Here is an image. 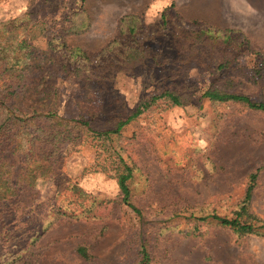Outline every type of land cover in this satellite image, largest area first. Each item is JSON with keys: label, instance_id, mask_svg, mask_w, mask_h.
Returning a JSON list of instances; mask_svg holds the SVG:
<instances>
[{"label": "rangeland", "instance_id": "374dc122", "mask_svg": "<svg viewBox=\"0 0 264 264\" xmlns=\"http://www.w3.org/2000/svg\"><path fill=\"white\" fill-rule=\"evenodd\" d=\"M24 16L46 24L35 45L61 60L74 49L99 57L133 17L145 45L167 52L134 71L71 64L54 82L63 118L94 113V128H110L167 89L184 104L157 100L109 142L134 170L140 216L122 203L115 171L99 166L109 152L70 147L62 191L42 178L31 204L0 216V264H142V246L145 264H264V229L239 234L209 218H234L255 184L248 209L264 225V112L202 97L217 89L264 101V0H0V21ZM101 72L116 75L99 90L85 82Z\"/></svg>", "mask_w": 264, "mask_h": 264}, {"label": "trees", "instance_id": "16d2710c", "mask_svg": "<svg viewBox=\"0 0 264 264\" xmlns=\"http://www.w3.org/2000/svg\"><path fill=\"white\" fill-rule=\"evenodd\" d=\"M137 23L135 17L131 18L130 24L122 28L121 36L99 55L107 59V52L125 47V57L119 62H109L108 58V62L101 64L99 57L93 59L81 49L72 50L70 59L74 60L67 61L51 55L49 50L39 49L35 41L46 31V24L33 22L29 16L0 21V116L6 114L0 120V216L11 215L13 206L31 204L35 200V185L42 178L53 177L62 191L64 181L62 179L61 182L58 177L61 178L63 174L66 151L70 147L87 144L110 153L106 157L107 160L105 159V164L99 163V166L104 171H115L122 203L141 215V211L131 201L130 181L134 170L109 142L113 141L114 136H120L126 126L136 121L157 100L165 99L173 106H182L184 97L167 89L142 102L134 112L125 116L120 113L110 128L97 129L93 125L96 122L94 113H83L78 119L60 116L57 107L58 93L54 87L58 73L74 63L82 64L91 72L94 69L106 71L108 66L120 69L128 66L131 68L129 71H134V68L146 59H152L156 64L159 60L166 59L164 54L167 52L164 49L157 52L145 45ZM206 34L207 32L201 31L197 35L201 39L207 36ZM228 38L232 39L230 35ZM229 65L230 62L223 60L220 67L227 68ZM115 75L101 72L99 75H91L85 82L99 90ZM202 97L213 103H239L251 110L264 112V101H254L242 94L208 89ZM115 98L119 100L120 96L116 95ZM255 178L256 176H253V182ZM254 188L255 184L248 186L243 204L235 212L234 218L216 214L210 215L209 218L239 234L255 233L264 229V225H259L248 209ZM73 190L81 193L76 185ZM79 253L87 257L84 249H80ZM142 255V264H145L149 256L143 246Z\"/></svg>", "mask_w": 264, "mask_h": 264}]
</instances>
